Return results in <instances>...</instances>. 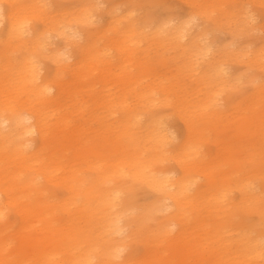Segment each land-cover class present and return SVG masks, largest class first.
Returning a JSON list of instances; mask_svg holds the SVG:
<instances>
[{
  "label": "bare ground",
  "instance_id": "obj_1",
  "mask_svg": "<svg viewBox=\"0 0 264 264\" xmlns=\"http://www.w3.org/2000/svg\"><path fill=\"white\" fill-rule=\"evenodd\" d=\"M186 1L174 22L109 3L92 31L94 0H0V264H264V83L218 99L227 62L264 68V46L213 49L189 28L235 38L257 17L244 0ZM172 49L175 78L151 72ZM164 107L184 124L172 148ZM140 189L154 197L139 206Z\"/></svg>",
  "mask_w": 264,
  "mask_h": 264
},
{
  "label": "rangeland",
  "instance_id": "obj_2",
  "mask_svg": "<svg viewBox=\"0 0 264 264\" xmlns=\"http://www.w3.org/2000/svg\"><path fill=\"white\" fill-rule=\"evenodd\" d=\"M41 1L44 4L42 9L44 10L46 9L45 11L51 12L52 9L55 10V8L58 7L57 3L59 1L62 5H65L66 3L73 5L75 0H68L67 2H63L61 0H54V1L41 0ZM94 1L96 8L95 10H93L94 14H92L93 23L92 25L90 24V29L92 31L96 29V26H99V24L101 25L102 22L103 23L106 22L108 17L107 14H105V10L107 9V6H109V3H121V7L123 8L126 6L127 2H132L134 6L136 2L137 4L136 16L142 19L144 14L148 16L150 15L156 22H161V21L174 22V21L186 20L189 18L190 9H191L189 2H187L186 0H107V1L94 0ZM244 1L246 3L244 9H248L250 13H252L255 17H257L254 23L251 22L253 25H255L256 28L255 27L252 28V26L249 24L250 26L249 30L245 32L242 31L237 36H235V38H232L230 32L225 30L224 28L223 29L217 28L212 24L209 25L207 21L205 22V20L202 18H196L189 25L191 34L195 35L200 31H206L205 39L206 41H208V43H210L212 46L215 47L213 49L224 48L226 46H228V48L230 49H235L240 46H242V48H245L246 46V48L248 47L247 49L249 50L262 48L264 46V31L260 29L257 25L261 24L262 21L264 20V12L262 6L264 5V0L261 1L257 0L259 3L256 0L254 1L250 0V2H248L247 0ZM72 27H76V24L72 25ZM76 38H77L75 39L76 41L80 39L79 36H77ZM234 40L235 43H233ZM62 46H63L62 39H60V37L49 35L46 38L45 48H47L48 50L54 48H61ZM173 50L174 49L163 52V56L169 61L168 65H164V66L157 64V62H154V59L157 56V52H153L151 54L152 62H150L153 65V69H152L153 71L151 72L155 71L158 73V75L170 77L174 79L175 78L174 72L176 69V60H175L176 52ZM17 53L19 54V52ZM246 59L247 57H245V59L243 60H229L227 62L226 68H227V73L230 76L229 81L231 80V83H234L235 86H233L234 90L231 89L220 92L218 96L220 105L221 104L223 106L227 105L226 102H228V98L237 99L242 96H246L254 90L256 84L264 83L263 80L264 68L254 67L251 69H247ZM42 66H43L42 74H46L47 68L49 67L48 61L44 62ZM241 75H243V78L241 77ZM148 76H152V74H149ZM249 76L252 78V80L250 81H248L249 79L247 78ZM121 86L124 85L122 84ZM95 87L97 89H101L102 85L97 83L95 84ZM118 88L121 89L120 87ZM162 111L166 117L165 126L167 127V130L172 136L174 141L172 145L171 143L169 144V147L172 148L171 146H173L174 143H178L179 140H181V137L184 135V124L182 123V120L179 117V115L174 111L172 107H164ZM207 148L208 146L206 147V150ZM165 164H166L165 167L171 168L173 170L175 169L174 168L175 165L173 162L166 161ZM259 188L261 189L262 187ZM263 189L264 188H262V190ZM139 191H138L139 193L138 198L136 199V202L139 204V206L147 201H150L154 197L153 192L151 190L144 191V189H140ZM233 194H236V192H234ZM162 214L163 211L162 212L160 211L158 213L160 217ZM257 217H258L257 213H252L251 215L249 214L247 216V219L249 221H256ZM12 218H14V216H12Z\"/></svg>",
  "mask_w": 264,
  "mask_h": 264
}]
</instances>
